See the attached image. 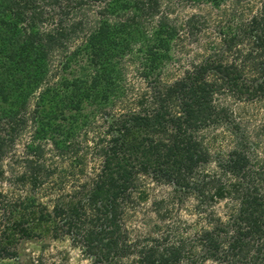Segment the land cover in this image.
<instances>
[{
    "label": "trees",
    "instance_id": "obj_1",
    "mask_svg": "<svg viewBox=\"0 0 264 264\" xmlns=\"http://www.w3.org/2000/svg\"><path fill=\"white\" fill-rule=\"evenodd\" d=\"M200 1L216 11L226 2ZM233 1L236 14H225L218 30L222 52L167 86L160 73L173 44L198 42L207 28L203 16L178 25L163 13L162 0H0V261L16 259L23 241L67 236L94 264H123L133 252L131 264H264V157L244 146L219 164L222 174L196 179L211 158L203 133L232 116L221 101L264 99V0ZM86 5L97 8L89 21L65 24ZM49 6L63 10L51 29L44 28ZM75 35L78 69L51 86L52 59ZM134 55L150 90L135 100L138 109L111 115L115 103H126L125 68ZM99 115L109 125L95 140L101 168L78 178L72 195L56 178L47 187L56 170L44 162L45 143L68 152L76 133ZM29 128L24 172L11 169L7 176L4 162ZM152 173L196 193L195 213L206 222L189 239L181 232L131 241L124 204L140 176ZM40 190L63 193L43 203ZM227 199L230 213L222 219L215 206Z\"/></svg>",
    "mask_w": 264,
    "mask_h": 264
},
{
    "label": "rangeland",
    "instance_id": "obj_2",
    "mask_svg": "<svg viewBox=\"0 0 264 264\" xmlns=\"http://www.w3.org/2000/svg\"><path fill=\"white\" fill-rule=\"evenodd\" d=\"M256 0H248V2ZM65 2V1H63ZM61 8L63 9V4ZM245 2V0H244ZM233 0H226L222 9L216 11L211 5L200 0H162V11L173 22L183 24L192 15H201L207 19L206 32L202 33L197 41L189 42L183 38L173 44L172 59L164 67L160 73L161 83L164 85H172L184 78L187 71H192L193 66L201 64L203 60L216 52H222L220 47V38L218 30L220 26L225 25V14L233 17L236 14V7ZM235 8V9H234ZM58 6H49L50 23L44 28L51 29L57 26L60 19L63 18V10ZM97 8L93 5H86L81 10L73 11L69 15L65 24H71L72 21L85 19L89 21L90 16L96 14ZM223 19L219 20V19ZM220 22H224L219 24ZM229 23V21L227 22ZM186 34L182 32V36ZM67 50L57 52L51 65V72L48 82L52 86H56L59 81L70 74H74L78 67L73 58L74 53L80 47V40L76 35L67 43ZM212 48V49H210ZM139 55L128 57L125 68V105L115 103L114 108H109L112 113L122 114L130 109H138L135 106V100L150 90L149 82L145 81L140 75ZM71 58V59H70ZM130 58V59H129ZM73 59V61H71ZM76 59H79L77 57ZM249 77L253 78L249 73ZM224 104L228 103L232 116L230 122L211 127L203 133L205 144L210 152V162L198 169L196 179L203 176H215L222 174L220 163L227 161L231 152L247 147L250 153L255 156L264 157V99L254 101L239 102L233 97H225ZM224 99V98H222ZM226 102V103H225ZM108 121L105 117L99 115L94 121L85 128V132L76 133L72 139V147L68 152L64 153L55 147L53 141L45 143V161L56 170L55 176L51 181H47V187L53 188L55 178L65 182L67 188L65 192L71 194L73 192V183L76 184L77 179L88 178L94 176L95 172L101 168L102 158L98 157L95 140L99 136L105 137L108 130ZM32 128H29L21 139L17 142L14 152L6 159L4 166L6 172L10 176L11 169L17 174L24 172L23 161L26 158L25 146L31 141ZM87 132V134H86ZM86 134V136H85ZM62 138L60 137L58 141ZM110 140V139H109ZM18 162V163H17ZM84 168V169H83ZM84 170L85 174H81ZM6 188L7 185H1ZM7 187L5 190H7ZM39 197L43 203H51L55 196L63 193V190H55L47 195L43 190L39 192ZM54 194V195H53ZM46 196V197H45ZM229 199L217 202L215 211L225 219L229 215L230 205ZM199 199L192 190L183 191L174 184L165 181L152 174H144L140 176L138 189L131 192V198L125 202V216L123 218L125 227L131 236V241L144 242L148 237H160L162 234L171 233L173 235H184L189 239L195 230L204 226L205 220L200 219L196 215V208ZM199 222V223H198ZM197 225V226H196ZM184 229V231H182ZM172 239L176 240V236ZM18 256L16 259H3L0 264H94L82 250L80 244L73 243L71 237H63L61 239L44 238L40 240H28L19 244ZM137 259L135 252L130 254L123 261V264H131ZM201 264H217L213 261H206Z\"/></svg>",
    "mask_w": 264,
    "mask_h": 264
}]
</instances>
